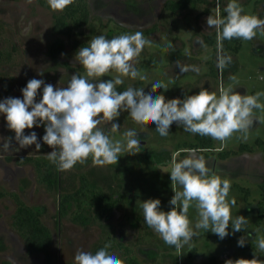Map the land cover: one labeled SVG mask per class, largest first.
I'll list each match as a JSON object with an SVG mask.
<instances>
[{
    "label": "rangeland",
    "instance_id": "rangeland-1",
    "mask_svg": "<svg viewBox=\"0 0 264 264\" xmlns=\"http://www.w3.org/2000/svg\"><path fill=\"white\" fill-rule=\"evenodd\" d=\"M91 9V28L83 34L68 37L54 34L52 31V12L41 5L39 0H0V22L3 25L0 35V46L14 45L13 58L6 66L8 81H0V99L21 97L20 89L29 79H43L54 87H66L73 73L85 75L83 66L74 60V53L86 46L88 40L97 35L112 38L120 34H131L143 30L150 39L145 43L140 54L134 58L140 64L142 72L129 77H122L124 86H116L117 91L135 83L152 87V80H159L165 89L157 88L166 99L198 93L200 87L219 92L222 87L232 86L241 95H252L264 91V34L257 33L251 40H241L238 53H231L223 47L215 51L206 45L204 35L216 31L209 29L206 18L222 11L227 0H209L208 4H198L195 9L171 13L164 8L166 0H87ZM243 12L264 18V0H239ZM156 26V30L147 32ZM62 38L66 47L57 60L52 59L47 51L49 44L56 38ZM197 41H203L201 46ZM228 54L232 62L223 70L217 68V52ZM177 61L185 65H196L199 73L188 71L182 73ZM148 72V76L143 75ZM118 73L110 70L101 79H114ZM235 79H230V77ZM94 80L99 77L91 78ZM43 87V85L41 86ZM38 90L37 100L40 99ZM264 104V96L260 97ZM120 129L110 131V122L102 121V128L112 140L124 137V147L118 160L100 166L90 163L83 169L71 168L60 173L59 189L49 193L37 181L32 165H19L17 157L48 153L50 146L41 142L39 151L35 145L20 149L18 152L0 151V185L12 192H17L23 200L37 210L44 223L52 230L54 241L51 247L52 264H75L74 255L78 249L94 248L102 237L99 225L82 226L70 218L58 215L59 191L73 190L80 184V177L86 174L106 193L112 194L117 204L107 214L104 222L112 225L115 236L120 243L130 249L118 247L114 251L122 259L125 256L135 257L144 264H224L227 259L264 260V251L256 245V239L264 236V217L259 215L261 199L259 185L264 183V159L256 141H264V108L253 110V123L249 127L247 138L241 132H234L221 142L214 141V152L207 151V166L222 178L230 180L228 198H235L236 204L231 208L232 217L243 215L248 223L242 225V231L231 232L224 239L210 230L195 229L198 220L197 209L191 206L188 210L190 227L196 232L192 240L180 249L165 244L158 233L144 222L142 201L159 198L161 208L168 211V203L174 195L170 180L169 162L174 154L177 160L186 156L188 149H178V143L191 142L196 134L183 131L176 122L170 126L168 136H160L151 121H136L128 108L117 117ZM137 125L142 136V147L129 146L127 134L123 131L129 125ZM37 133L38 141L44 134V128L25 129ZM6 127L3 116H0V137H14ZM2 142V141H0ZM242 144L255 148L253 152H239L225 160L217 157L218 150H238ZM14 148L19 145L13 140ZM135 148L136 151H133ZM198 155H203L195 149ZM179 190V186H176ZM240 187L249 189L246 192ZM15 210L14 201L10 198L0 200V264L9 260L12 264H45L44 254L27 253L20 235L11 227V216ZM244 236L243 247L237 240ZM117 243V242H116ZM115 244V242H114ZM126 252V253H125ZM257 255V256H256Z\"/></svg>",
    "mask_w": 264,
    "mask_h": 264
},
{
    "label": "clouds",
    "instance_id": "clouds-1",
    "mask_svg": "<svg viewBox=\"0 0 264 264\" xmlns=\"http://www.w3.org/2000/svg\"><path fill=\"white\" fill-rule=\"evenodd\" d=\"M52 10H62L72 0H46ZM225 15L219 12L206 18L209 29H215L218 41L239 38L251 40L257 33L264 34V18L243 12L239 0H227L223 8ZM150 39L141 29L134 33L120 34L112 38L97 35L88 40L74 53V60L83 66L85 75L73 73L66 87H54L43 79L32 78L20 89L21 97L0 99V116L6 127L14 132V137H0V151L18 152L20 149L35 145L39 151L41 142L52 148L46 158L59 170L71 169L76 163H84L91 156L93 164L104 166L114 159L118 160L124 147V137L115 141L98 127L102 121L110 122V131L120 129L117 117L128 108L136 121H151L160 136L170 134L173 122L183 131L209 136L221 142L234 132H241L247 138L253 123V110L264 108L260 97L264 91L252 95H241L232 86L222 87L217 92L200 87L198 93L183 98L166 99L155 89L164 88L159 80H152V87L144 84H129L123 91H117L118 85L124 83L122 77L137 75L142 72L136 58L145 43ZM201 46L203 41H197ZM222 45L218 44V49ZM232 62L228 54L217 52V68L223 70ZM182 73L194 71L199 73L196 65H185L177 61ZM110 70L117 75L114 79H101ZM145 77L147 71H143ZM99 77L94 80L91 78ZM235 79V77H230ZM43 85V87H41ZM38 90L40 99L37 100ZM35 127L44 128V134L38 141L37 133L24 130ZM127 134L129 146L142 147V136L137 125L123 129ZM13 140L19 145L14 148ZM133 151H136L135 148ZM184 158L177 160L174 154L169 162L170 180L174 195L168 201V211L161 208L159 198H149L141 203L144 222L158 233L165 244L180 249L189 243L196 232L190 227L188 210L197 209L198 220L195 229H204L224 239L231 232L242 231V225L248 223L243 215L232 217L231 208L235 198H228L230 180L222 178L207 166L203 155L195 149H188ZM179 186V190L177 187ZM110 241L96 248L78 249L74 255L75 264H123L119 255L112 250ZM244 236L237 240L243 247ZM256 245L264 251V236L256 239ZM257 256V255H256ZM224 264H264L257 259H227Z\"/></svg>",
    "mask_w": 264,
    "mask_h": 264
},
{
    "label": "trees",
    "instance_id": "trees-1",
    "mask_svg": "<svg viewBox=\"0 0 264 264\" xmlns=\"http://www.w3.org/2000/svg\"><path fill=\"white\" fill-rule=\"evenodd\" d=\"M41 5L52 12V31L54 34H62L68 37H73L78 34H83L86 28H91L92 15L89 3L87 0H72V3L67 5L62 10H52L46 0H39ZM223 1V0H222ZM209 0H166L164 8L171 13H178L188 9H195L198 4H208ZM225 13L222 11V16ZM3 25L0 22V35ZM156 30V26L148 29L147 32ZM206 45L214 47L215 51L218 44L229 52L238 53L241 47V39L233 38L231 40L218 41L217 32L213 31L204 35ZM66 47L65 41L56 37L48 46V55L57 60L64 52ZM15 49L14 45L8 47L0 46V81L6 83L8 81L7 65L10 64ZM80 75V73H78ZM124 83L121 84V87ZM12 135L14 132L12 131ZM256 144L263 153L264 159V141L257 139ZM44 146H47L44 144ZM178 149H197L203 156L207 157V151L214 152V141L209 136L195 135L191 142L178 143ZM255 148L249 144H242L238 150H218L217 157L225 160L230 156L236 155L239 152H253ZM47 153L36 155H21L17 157L16 162L19 165H32L34 168L37 183L45 188L49 193H56L59 189L61 170L52 164L47 158ZM92 157L89 156L84 163H76L72 168L78 170L92 163ZM249 194V189L240 187ZM261 199L259 200V215L264 217V183L259 185ZM10 198L14 201L15 210L11 216V227L17 232L24 242L25 249L30 255L44 254L45 264H52L53 256L51 247L54 241L52 230L44 223L40 213L32 206L27 204L17 192H12L0 185V200ZM58 215L60 218H70L76 224L82 226L99 225L101 227L102 237L95 244L94 248L101 244L110 241L109 247L114 250L116 245L130 252V249L120 243L115 236L112 225L104 222L105 217L111 212L116 204V198L104 190L86 174L80 177V184L73 190L59 191L58 193ZM115 242V244H114ZM117 242V243H116ZM125 252V253H126ZM123 264H144L135 257L125 256L122 258ZM2 264H12L9 260H3ZM212 264L215 263L213 259Z\"/></svg>",
    "mask_w": 264,
    "mask_h": 264
}]
</instances>
